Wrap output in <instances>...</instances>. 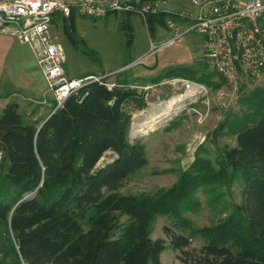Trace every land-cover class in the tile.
I'll return each instance as SVG.
<instances>
[{
    "label": "trees",
    "instance_id": "obj_1",
    "mask_svg": "<svg viewBox=\"0 0 264 264\" xmlns=\"http://www.w3.org/2000/svg\"><path fill=\"white\" fill-rule=\"evenodd\" d=\"M167 16L148 13L147 33ZM73 18L62 21L72 25ZM214 75L174 66L148 81L206 83ZM104 84L105 78L87 84L39 121L23 122L14 103L2 108L0 264H160L164 243L147 235L152 215H179L195 177L187 181L182 174L176 191L159 192L152 201L117 193L146 163L143 145L128 137L132 112L144 109L145 101L139 84ZM260 97L252 98L255 106ZM234 124L235 146L223 150L219 170L239 182V203L228 219L206 230L197 251L185 250L188 237L163 229L182 264H264V116ZM192 163L206 164L197 158ZM121 216L127 223L114 238ZM173 227L184 231V222Z\"/></svg>",
    "mask_w": 264,
    "mask_h": 264
},
{
    "label": "rangeland",
    "instance_id": "obj_2",
    "mask_svg": "<svg viewBox=\"0 0 264 264\" xmlns=\"http://www.w3.org/2000/svg\"><path fill=\"white\" fill-rule=\"evenodd\" d=\"M166 1L164 7L169 10L188 7L187 0ZM52 32L63 49L62 69L67 77L93 75L105 78L108 84L126 80L139 84L137 90L144 93L145 108L132 112L128 137L143 145L146 163L127 177L117 193L152 201L159 192L176 186L182 174H188L187 181L195 177L192 185L189 184L184 210L176 217L166 212L153 214L148 227V238L164 243V250L159 254L160 264H182L178 260L179 252L172 250L163 229L188 237L185 250L197 251L206 242V230L228 219L232 206L239 203V182L228 179L227 173L220 174L222 152L235 146L231 133L235 121L244 119L249 123L264 116V69L254 80L240 82L235 91L217 75L206 83L176 77L150 85L151 77L174 66L211 73L202 57L201 37L195 33L185 35L145 64L134 65L132 62L146 53L148 39L157 43L168 37L158 25L148 34L135 13L126 16L112 12L91 19L76 12L72 25L55 19ZM126 37H131L129 45ZM0 42V68L7 70L12 63L9 57L16 52L13 46L18 44L2 33ZM6 43L8 47L4 51ZM128 62L131 63L123 66ZM259 92L260 101L255 106L252 98ZM182 96L185 100L180 102ZM173 98L178 101L168 109L166 103ZM17 111L24 122L23 108ZM195 158L206 164H193ZM209 171L215 176L208 178ZM126 219L119 218L114 238L126 226ZM175 221L178 225L184 222V231L173 227Z\"/></svg>",
    "mask_w": 264,
    "mask_h": 264
},
{
    "label": "built area",
    "instance_id": "obj_3",
    "mask_svg": "<svg viewBox=\"0 0 264 264\" xmlns=\"http://www.w3.org/2000/svg\"><path fill=\"white\" fill-rule=\"evenodd\" d=\"M166 0H0V33L26 46L35 61L55 110L89 83L103 78L89 75L69 78L62 65L63 49L52 32L55 19L68 20L76 12L97 19L109 13H135L145 26V16L158 11L169 16L161 26L160 42L148 39L145 54L132 62L143 65L155 54L172 47L185 35L201 37L207 66L232 91L240 82L257 78L264 69V0H187L188 7L169 10ZM108 88L112 84H104ZM2 152L0 150V160Z\"/></svg>",
    "mask_w": 264,
    "mask_h": 264
},
{
    "label": "crops",
    "instance_id": "obj_4",
    "mask_svg": "<svg viewBox=\"0 0 264 264\" xmlns=\"http://www.w3.org/2000/svg\"><path fill=\"white\" fill-rule=\"evenodd\" d=\"M3 35L6 39L13 40L8 35ZM7 47L8 43L3 50L5 51ZM13 48L16 52L9 57L12 62L9 68L7 70L0 68V101L2 104L0 110L6 104L14 103L17 110L23 108L25 123L39 121L52 112L53 100L46 92L45 83L30 50L21 44L14 45ZM184 97L182 96L180 102L185 100Z\"/></svg>",
    "mask_w": 264,
    "mask_h": 264
},
{
    "label": "bare ground",
    "instance_id": "obj_5",
    "mask_svg": "<svg viewBox=\"0 0 264 264\" xmlns=\"http://www.w3.org/2000/svg\"><path fill=\"white\" fill-rule=\"evenodd\" d=\"M178 99V98H177ZM177 99H175V98H173V99H171L169 102H167L166 103V106H167V108L169 109V108H173L174 107V105L177 103Z\"/></svg>",
    "mask_w": 264,
    "mask_h": 264
}]
</instances>
